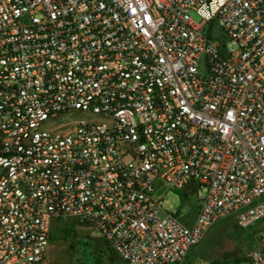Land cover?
<instances>
[{"label": "built area", "instance_id": "obj_1", "mask_svg": "<svg viewBox=\"0 0 264 264\" xmlns=\"http://www.w3.org/2000/svg\"><path fill=\"white\" fill-rule=\"evenodd\" d=\"M225 217L264 220V0H0V264H42L56 220L188 264Z\"/></svg>", "mask_w": 264, "mask_h": 264}, {"label": "rangeland", "instance_id": "obj_2", "mask_svg": "<svg viewBox=\"0 0 264 264\" xmlns=\"http://www.w3.org/2000/svg\"><path fill=\"white\" fill-rule=\"evenodd\" d=\"M190 16L196 21L199 20L194 12H190ZM213 31L217 36L220 35L217 26ZM77 116L79 114L69 118L65 127H69ZM156 192L162 196L161 215L165 212L175 213L183 216L185 220H190L198 208L197 191L190 185L175 188L163 184ZM55 222L56 226L52 225L51 239L42 264H125L104 242L98 245L96 252L93 251L92 238L97 236L96 232L87 236L84 232L75 231L71 235L64 230L68 226L67 223L61 220ZM262 230L264 220L241 228L232 217H225L215 222L203 240L189 249L185 263L225 264L224 255L229 254V264H245L244 257L240 258L239 262L233 261L232 258L248 254Z\"/></svg>", "mask_w": 264, "mask_h": 264}, {"label": "trees", "instance_id": "obj_3", "mask_svg": "<svg viewBox=\"0 0 264 264\" xmlns=\"http://www.w3.org/2000/svg\"><path fill=\"white\" fill-rule=\"evenodd\" d=\"M64 230L68 231L70 234H71V233H75V230H74L72 227H69V226H66ZM71 235H72V234H71ZM242 257L246 258V257H247V254H246V255L243 254L242 256H234L232 259H233V261H235V262H239L240 258H242ZM230 258H231V257H230L229 254H225V255H224L225 264H229L228 261L230 260ZM228 259H229V260H228Z\"/></svg>", "mask_w": 264, "mask_h": 264}, {"label": "water", "instance_id": "obj_4", "mask_svg": "<svg viewBox=\"0 0 264 264\" xmlns=\"http://www.w3.org/2000/svg\"><path fill=\"white\" fill-rule=\"evenodd\" d=\"M100 240H101V238H100L99 236H95V237L93 238V251H94V252H96L97 247H98V245H99V243H100Z\"/></svg>", "mask_w": 264, "mask_h": 264}, {"label": "crops", "instance_id": "obj_5", "mask_svg": "<svg viewBox=\"0 0 264 264\" xmlns=\"http://www.w3.org/2000/svg\"><path fill=\"white\" fill-rule=\"evenodd\" d=\"M55 223H56V222H55V221H53V223H52L53 227H55V226H56V225H55ZM51 232H52V230H51Z\"/></svg>", "mask_w": 264, "mask_h": 264}]
</instances>
